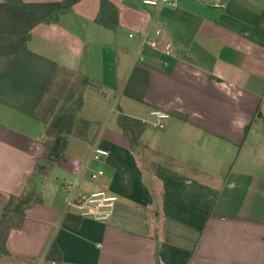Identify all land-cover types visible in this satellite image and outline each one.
<instances>
[{"label":"crops","instance_id":"obj_1","mask_svg":"<svg viewBox=\"0 0 264 264\" xmlns=\"http://www.w3.org/2000/svg\"><path fill=\"white\" fill-rule=\"evenodd\" d=\"M111 1L116 31L96 22L100 0H81L35 27L27 50L0 58V225L10 199L11 211L42 179L0 264L47 261L52 242L63 257L49 264H264V0H228L223 11ZM160 23L176 40L173 57L130 36ZM58 67L94 86L84 88L66 158L39 175L50 147L34 113ZM153 108L171 113L165 130L151 126ZM121 113L147 123L139 145ZM96 147L109 156L95 159ZM68 181L118 195L113 218L64 224Z\"/></svg>","mask_w":264,"mask_h":264},{"label":"trees","instance_id":"obj_2","mask_svg":"<svg viewBox=\"0 0 264 264\" xmlns=\"http://www.w3.org/2000/svg\"><path fill=\"white\" fill-rule=\"evenodd\" d=\"M80 1L25 2L24 0H4L0 4V58L27 50L35 27L42 23L53 22L59 14L71 9ZM263 18L264 11L262 14ZM96 22L113 31L118 29L120 14L117 6L111 0H100V11ZM67 76L78 77L77 85H73L69 91L67 103L56 109L58 101L54 98L49 99V97L54 85L59 84L61 80H65ZM91 85H94V82L89 77H79L65 67L57 68L34 113L36 118L46 123L44 141L50 147V153L46 161L40 165L38 164L39 175H46L53 169L56 162L66 158L70 137L74 134L79 112L84 105V88ZM125 94L140 102L145 100L141 93L127 90ZM118 124L131 146L140 144L141 136L147 127L145 121L121 113L118 117ZM34 193L35 189L22 197L11 211L10 207L13 198L10 199V202L5 207L0 225V258L9 254L6 247L8 234L5 235V222L19 215L20 219L16 226H21L26 216V210L30 207L27 204L33 199ZM70 219L76 221L74 228H78L83 218L75 213L68 212L65 215L64 224L69 226L68 221ZM11 227L12 225L9 226V229ZM62 257L63 254L58 245L52 242L47 252V262L61 261Z\"/></svg>","mask_w":264,"mask_h":264},{"label":"built area","instance_id":"obj_3","mask_svg":"<svg viewBox=\"0 0 264 264\" xmlns=\"http://www.w3.org/2000/svg\"><path fill=\"white\" fill-rule=\"evenodd\" d=\"M145 7H160L167 6L176 8L180 5L181 0H140ZM207 2L212 8L223 11L227 7L228 0H192ZM154 31L138 30L131 33V37L140 36L144 44L151 49L161 52L167 57H173L176 54V40L170 36L168 30L163 23H160ZM152 120L151 126L158 130H165L168 126L172 115L169 111L163 108H153L150 111ZM110 152L107 149L96 147L92 151V156L95 159H101L109 156ZM105 171L99 170L92 173V179H98L104 176ZM67 192L66 207L67 212L75 213L82 218H89L99 222L110 221L115 213L120 197L110 193L106 189H98L92 192H83L72 182L68 181L64 185ZM28 264H49L47 261L40 263L30 262Z\"/></svg>","mask_w":264,"mask_h":264},{"label":"rangeland","instance_id":"obj_4","mask_svg":"<svg viewBox=\"0 0 264 264\" xmlns=\"http://www.w3.org/2000/svg\"><path fill=\"white\" fill-rule=\"evenodd\" d=\"M77 80H78V77L76 76H71V77L67 76L65 80H61L59 84L53 87L49 99L54 98L58 101L56 109H59V107L67 103V100H68L67 98L69 97V91L72 89L73 85L74 86L77 85ZM93 88L98 91V87H93ZM125 99H127L128 101H134L133 99H130V98H125ZM134 103H137V102L134 101ZM115 109L116 111H118L119 107L116 106ZM49 179L56 180V176L54 172L50 175ZM46 196L47 194L44 193V197Z\"/></svg>","mask_w":264,"mask_h":264},{"label":"water","instance_id":"obj_5","mask_svg":"<svg viewBox=\"0 0 264 264\" xmlns=\"http://www.w3.org/2000/svg\"><path fill=\"white\" fill-rule=\"evenodd\" d=\"M41 182H42V179L40 177L37 178V189H36V192L33 196V199L29 202L28 205H33L38 197V195L41 194ZM19 219H20V216L19 215H16L13 219L9 220V221H6L5 222V228H4V231H5V235H7L9 233V226L10 225H17L18 222H19Z\"/></svg>","mask_w":264,"mask_h":264}]
</instances>
